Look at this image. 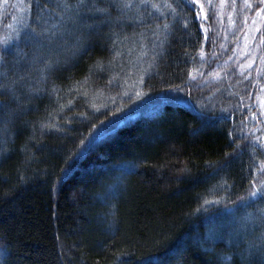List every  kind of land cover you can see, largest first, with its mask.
Wrapping results in <instances>:
<instances>
[{"label":"trees","instance_id":"1","mask_svg":"<svg viewBox=\"0 0 264 264\" xmlns=\"http://www.w3.org/2000/svg\"><path fill=\"white\" fill-rule=\"evenodd\" d=\"M23 2L15 40L0 10V264H264V195H249L264 188V0H227L232 30L213 2L167 0L132 79L121 51L151 24L108 0Z\"/></svg>","mask_w":264,"mask_h":264},{"label":"rangeland","instance_id":"2","mask_svg":"<svg viewBox=\"0 0 264 264\" xmlns=\"http://www.w3.org/2000/svg\"><path fill=\"white\" fill-rule=\"evenodd\" d=\"M108 1H113L115 4H117V10L120 11V13L124 14V17L127 18L128 15L130 18H134L137 22H145L151 24L150 27L146 29V31L143 30L142 36L138 38L136 36L135 40H133L132 42H127L124 45L123 50L121 51V55L123 57L122 59L124 61L122 65L127 70L129 77H131L132 79L134 69L136 70L139 68L138 72L134 74L137 77L143 67H148L153 63L154 57L157 54V47H161L163 43L162 39L159 38V35L161 32H165L169 28V23H167V21L162 25L159 24V21H162L168 14H171L172 6L169 7V5L171 4L168 3L167 0H143V2L142 0H132L133 6L128 8L123 6L125 0ZM239 1L245 6L249 2V0ZM207 2H213V4L217 6L221 21H224V19L226 20V15L228 16L229 27L232 30L233 24L230 21H232L233 10L227 9V0H200V4L195 5V7L201 10L200 5L202 4V12L205 9L204 6L209 5V3L205 4ZM154 4L158 5V7H153ZM10 5L11 10H8V7H10ZM25 6L26 4L23 2V0H0V10L3 11L7 9L10 12L11 16L8 28L5 33L8 40H15V36H18L19 31L22 30L26 21L27 9ZM119 17L120 15L116 18ZM146 20H148L149 22H147ZM259 22L258 16H253L251 21H245L243 36L237 41V43H235L234 50H236L237 54L244 60L243 64L241 65V68L244 71L245 69H250L254 66L257 59V54L259 53L258 42L255 40L256 34L258 32ZM132 36L134 37L135 35ZM146 39L148 41H146ZM137 41L138 43H140V46H137ZM54 47V51L61 50V44H58V46L55 45ZM256 74H260L258 68L256 70ZM137 90L140 91V87L137 86ZM126 93L127 95H129L131 92L129 90L125 92V94ZM259 93V104L264 116V82Z\"/></svg>","mask_w":264,"mask_h":264},{"label":"snow or ice","instance_id":"3","mask_svg":"<svg viewBox=\"0 0 264 264\" xmlns=\"http://www.w3.org/2000/svg\"><path fill=\"white\" fill-rule=\"evenodd\" d=\"M143 2V0H142ZM185 3L189 6V7H192L194 8L195 5L197 4H200V0H185ZM77 8L81 7V6H84L83 5V0H81L80 3H77L75 5ZM124 7L128 8V7H132L133 6V3H132V0H125L124 4H123ZM70 7H73L72 4H69V3H65V8H70ZM153 7H158V5H153ZM169 7H171V5H169ZM201 7V10L203 9V5L201 4L200 5ZM173 11H175V9H173ZM185 23H187L185 21ZM0 59H2V57H0ZM0 76H6V72L5 71H0ZM3 106L0 105V108H2ZM231 135V134H230ZM245 139H247V137H245ZM253 140L254 141H259L260 143V146L262 148H264V140H261L260 137H253ZM235 143V141H233ZM239 147V146H238ZM253 151H255V146H253ZM261 184H264V181H260ZM258 194H261V195H264V188H258L256 190H253L249 193L250 196L252 197H255L257 196ZM260 212H261V215L264 216V209H260Z\"/></svg>","mask_w":264,"mask_h":264},{"label":"clouds","instance_id":"4","mask_svg":"<svg viewBox=\"0 0 264 264\" xmlns=\"http://www.w3.org/2000/svg\"><path fill=\"white\" fill-rule=\"evenodd\" d=\"M112 216H115V207H113V212H112Z\"/></svg>","mask_w":264,"mask_h":264}]
</instances>
